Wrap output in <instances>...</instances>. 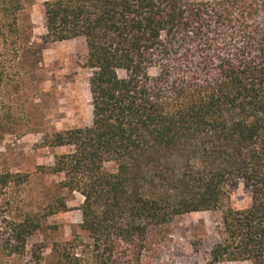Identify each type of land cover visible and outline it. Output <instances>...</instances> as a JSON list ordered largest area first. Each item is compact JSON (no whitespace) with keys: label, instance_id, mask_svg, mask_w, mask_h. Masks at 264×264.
Segmentation results:
<instances>
[{"label":"trees","instance_id":"trees-1","mask_svg":"<svg viewBox=\"0 0 264 264\" xmlns=\"http://www.w3.org/2000/svg\"><path fill=\"white\" fill-rule=\"evenodd\" d=\"M24 8L0 0V98L26 54L33 67L43 46L85 45L91 124L41 145L66 149L47 173L83 197L86 239L29 251L65 203L14 216L4 196L28 176L0 172V264H148L172 224L198 212L217 213L222 235L205 264H264V0H45L38 47ZM11 109L0 100V141L13 132ZM239 184L251 194L242 210L227 202Z\"/></svg>","mask_w":264,"mask_h":264},{"label":"rangeland","instance_id":"rangeland-1","mask_svg":"<svg viewBox=\"0 0 264 264\" xmlns=\"http://www.w3.org/2000/svg\"><path fill=\"white\" fill-rule=\"evenodd\" d=\"M25 8L19 21L30 30V45L40 46L45 35L44 19L39 5L45 0H23ZM1 47V40H0ZM38 63L31 67L33 59L26 54L25 68L17 77H10L0 100L11 106L13 132L0 141V172L26 174L27 181L18 188H11L4 196L14 216L23 212L40 213L56 198H62L65 211L42 220V226L28 242L42 245L48 253L55 243L71 241L74 237L86 239L81 231L83 197L78 192H68L58 187L61 176L50 175L47 167L54 162V155L66 149H50L41 145L44 134L73 128H83L91 124V101L88 79L91 70L86 68V49L82 39H75L43 46ZM156 68L148 74L157 75ZM119 78L125 72L117 71ZM17 86V91L13 88ZM9 119V120H10ZM5 201V202H6ZM228 205L236 210L247 208L251 194L242 184L230 193ZM222 240L218 214L198 212L177 219L169 228V235L159 243V252L148 254V264H205L206 253ZM194 243L199 245V253L194 251ZM30 251V250H29ZM28 264V259L7 260L6 264ZM220 264H248L246 262H224Z\"/></svg>","mask_w":264,"mask_h":264}]
</instances>
